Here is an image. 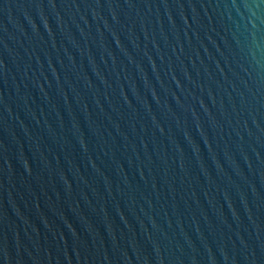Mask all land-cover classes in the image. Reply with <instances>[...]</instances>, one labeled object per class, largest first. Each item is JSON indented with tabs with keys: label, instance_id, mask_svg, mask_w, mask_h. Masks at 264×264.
I'll use <instances>...</instances> for the list:
<instances>
[{
	"label": "water",
	"instance_id": "water-1",
	"mask_svg": "<svg viewBox=\"0 0 264 264\" xmlns=\"http://www.w3.org/2000/svg\"><path fill=\"white\" fill-rule=\"evenodd\" d=\"M0 264H264V0H0Z\"/></svg>",
	"mask_w": 264,
	"mask_h": 264
}]
</instances>
